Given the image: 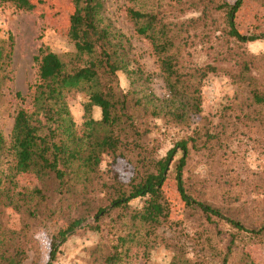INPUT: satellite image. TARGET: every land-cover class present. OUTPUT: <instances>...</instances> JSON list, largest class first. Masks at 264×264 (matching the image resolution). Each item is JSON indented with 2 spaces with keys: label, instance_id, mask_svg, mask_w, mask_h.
<instances>
[{
  "label": "trees",
  "instance_id": "trees-1",
  "mask_svg": "<svg viewBox=\"0 0 264 264\" xmlns=\"http://www.w3.org/2000/svg\"><path fill=\"white\" fill-rule=\"evenodd\" d=\"M0 1L19 9L35 8L34 0ZM160 1L130 0L133 4L126 11L135 33L152 46L167 86L166 99L154 93L150 74L134 62L131 38L107 15L104 0H73L69 38L76 50L67 58L49 48L39 49L31 106L19 107L9 138L0 129V169L6 149L14 159L7 175L0 171V264H25L30 259L31 264H39L36 231L60 221L64 225L52 235L46 264H55L68 237L84 228L101 237L91 250L92 264H126L133 255L148 259L160 244L174 251L172 264H258L248 247L263 242L264 208L261 222L249 227L209 200L206 184L185 173L192 153L210 150L219 135L204 124L162 156L159 141L150 133L154 119L161 116L183 125L197 116L206 120L203 82L221 70L244 94L235 107L228 108L239 113L222 127L231 123V135L236 136L243 133L241 122L247 130L254 122L264 124V87L257 67L261 59L245 49L248 42L264 39V32L246 35L238 29L236 17L243 0H176L174 9L180 13L186 12L187 5L200 11L199 16L184 20L170 18L171 9H163ZM182 1L185 6H178ZM256 1L264 4V0ZM210 25L221 32L215 43L202 40L213 51L212 62L191 64L187 61L195 39L191 32ZM10 56V48L0 45V76ZM120 74L130 83L127 90L121 87ZM75 92L87 96L81 134L68 103V96ZM17 96L24 100L20 92ZM96 107L101 109L99 119L93 117ZM178 152L182 153L176 167L178 192L190 214L201 219L194 233L187 231L184 221H171L165 184ZM106 157L111 164L103 170ZM120 159L132 167L127 180L113 166ZM24 171L37 176L28 192L18 188L14 177ZM138 198H145L143 205L133 207L131 202ZM9 210L21 216L20 229L9 226ZM221 223L230 226L228 236L215 232ZM164 229H173L180 240L192 241L198 261L187 257L186 243L168 238ZM218 238H227L224 246L216 244Z\"/></svg>",
  "mask_w": 264,
  "mask_h": 264
},
{
  "label": "rangeland",
  "instance_id": "rangeland-1",
  "mask_svg": "<svg viewBox=\"0 0 264 264\" xmlns=\"http://www.w3.org/2000/svg\"><path fill=\"white\" fill-rule=\"evenodd\" d=\"M107 15L115 25L131 38L133 45L134 62L140 63L144 70L151 76L150 85L154 93L160 98L168 97L165 79L159 68L157 57L153 52L148 40L135 33L134 25L127 17V8L133 3L130 0H104ZM236 0H229L234 3ZM35 8L32 10L19 9L13 3L0 1V45L10 48L11 56L6 71L0 76V129L5 137L9 138L14 118L20 106H31L33 98V84L38 79V69L35 57L41 47L67 58L68 53H73L76 48L74 42L69 38L70 16L75 10L73 0H34ZM182 1L180 7L185 6ZM188 4H192L187 2ZM163 9L170 10V18L184 20L200 15L196 6L187 5L186 12L180 13L174 9L176 0H161ZM222 23V18L218 16ZM212 24L213 20L208 21ZM223 25V24H222ZM236 25L246 35L261 34L264 32V4L256 0H243L237 13ZM223 27V26H222ZM214 25L210 27H198L191 35L195 37L187 61L191 64L201 65L212 62L213 52L206 42L215 43L220 31L215 30ZM205 40L206 42H203ZM245 49L247 52L258 55L261 61L257 63L259 77L264 87V39L248 42ZM137 61V62H136ZM227 64V62H226ZM226 64H224L226 66ZM134 65V64H133ZM120 82L123 90H127L130 83L124 74H120ZM20 92L24 100L17 96ZM241 88L233 81L229 74L224 71L210 74L203 82L202 108L203 117H194L189 124L183 125L169 121L167 118L158 117L154 119L153 131L150 137L159 141L160 154L166 155L176 141L193 134L196 128H203L206 124L211 133L219 135L218 139L211 142L210 150L202 153L193 152L188 165L185 168L187 176L192 180L206 184L207 198L212 202L223 206L224 210L242 220L251 227L256 222H261L264 205V124L257 121L253 127L247 130L244 124H239L236 136L231 135L232 125L223 128V124L233 119V114L239 113L234 109L228 110L230 106L235 107L243 98ZM87 96L83 92L71 93L68 103L76 128L82 133L83 124L86 121L84 103ZM264 112V109L262 110ZM93 117H101V109L93 110ZM182 157L178 152L168 171V180L165 184L166 195L171 205V221L182 222L187 231L194 233L201 227V219L197 214H190L185 202L178 192L176 173L177 165ZM13 155L6 149L1 155V174L7 175L13 166ZM111 160L106 157L102 169L110 167ZM114 168L119 172L122 179L127 180L132 175V167L123 159L114 163ZM15 181L22 191H31L37 176L28 171L15 174ZM207 181V183H206ZM145 198H138L131 202L133 207L140 208ZM11 228L20 229L21 216L14 210H9L7 217ZM200 219V220H199ZM93 218L86 221V225ZM63 222L49 223L46 227H39L36 237L40 243V262L46 264L51 250L52 235L60 229ZM221 232L228 236L231 232L229 225L221 223L215 232ZM163 233L168 238L180 244L186 243L187 257L198 261L193 242L186 239L180 240L176 237L173 229H164ZM100 233L89 228L77 229L76 233L70 235L61 246L57 254L55 264H92L91 250L100 241ZM227 238L222 241L216 240V244L224 246ZM258 264H264V239L261 245L255 244L248 247ZM132 258L126 264H172L174 251L164 244L157 245L148 259L142 257ZM25 264H31V259ZM207 264V263H206ZM215 264V263H212Z\"/></svg>",
  "mask_w": 264,
  "mask_h": 264
}]
</instances>
